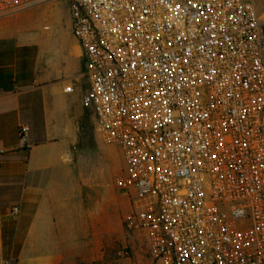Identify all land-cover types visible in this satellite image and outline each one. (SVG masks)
Segmentation results:
<instances>
[{
	"label": "built area",
	"instance_id": "obj_1",
	"mask_svg": "<svg viewBox=\"0 0 264 264\" xmlns=\"http://www.w3.org/2000/svg\"><path fill=\"white\" fill-rule=\"evenodd\" d=\"M47 1L0 0V18ZM68 8L95 131L124 159L126 229L147 231L152 256L171 264H264V20L254 0Z\"/></svg>",
	"mask_w": 264,
	"mask_h": 264
},
{
	"label": "crops",
	"instance_id": "obj_2",
	"mask_svg": "<svg viewBox=\"0 0 264 264\" xmlns=\"http://www.w3.org/2000/svg\"><path fill=\"white\" fill-rule=\"evenodd\" d=\"M1 19L0 64L15 66L14 48L37 51L31 77L20 78L25 82L10 91L0 90V264H77L79 247L88 245L79 246L69 232L71 226L77 233L78 226L90 225L75 204L80 139L89 121L95 125L89 87L81 83L82 53L75 39L70 57L80 62V71L60 77L57 51ZM12 75L15 81L19 74L13 70ZM22 126L28 128L25 142ZM99 248L92 254L102 260Z\"/></svg>",
	"mask_w": 264,
	"mask_h": 264
},
{
	"label": "rangeland",
	"instance_id": "obj_3",
	"mask_svg": "<svg viewBox=\"0 0 264 264\" xmlns=\"http://www.w3.org/2000/svg\"><path fill=\"white\" fill-rule=\"evenodd\" d=\"M70 1L51 0L39 7L1 17V20H12L10 27L14 25L28 39L43 42L51 51H57V75L60 74V77L75 70L80 71V62L70 57L75 41L68 8ZM254 6L264 20V0H254ZM81 83L86 89L84 77ZM84 129L87 131L80 139L84 146L78 158L75 204L77 215L82 213L88 216L90 225L78 226L77 233L71 226L70 238L73 240L77 236L79 246L84 243L88 245L86 249L79 247L77 264H101L102 260L104 264H171L152 256L147 231H128L125 227L132 207L129 193L117 184V178L124 168L120 150L100 139L93 121H89ZM61 236L62 232L59 233ZM98 246L99 256L103 254L102 260L92 254L97 252Z\"/></svg>",
	"mask_w": 264,
	"mask_h": 264
},
{
	"label": "trees",
	"instance_id": "obj_4",
	"mask_svg": "<svg viewBox=\"0 0 264 264\" xmlns=\"http://www.w3.org/2000/svg\"><path fill=\"white\" fill-rule=\"evenodd\" d=\"M36 51L35 46L12 49L10 53L16 55L17 61L14 67H8L5 66L6 64H0V90L10 91L16 85L20 84V82H25V80L20 81V78L24 79L27 74V76L31 77ZM13 70L19 74L17 75V79L15 81L12 80ZM4 243L6 244V242Z\"/></svg>",
	"mask_w": 264,
	"mask_h": 264
}]
</instances>
